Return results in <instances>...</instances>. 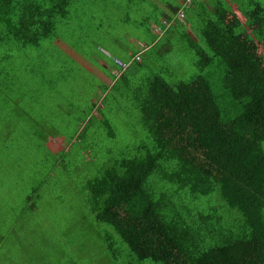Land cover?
<instances>
[{
    "label": "trees",
    "instance_id": "1",
    "mask_svg": "<svg viewBox=\"0 0 264 264\" xmlns=\"http://www.w3.org/2000/svg\"><path fill=\"white\" fill-rule=\"evenodd\" d=\"M186 1L156 25L161 37L186 25ZM248 3L237 11L220 1L212 12L203 6L192 19L204 46L184 34L201 71L216 62L223 67L221 104L202 75L174 84L153 75L131 96L151 144L86 184L85 205L95 222L121 241L102 240L116 264L119 243L127 247L128 264H264V6ZM69 5L0 0V42L40 44ZM228 111L234 117L224 120ZM156 174L165 183L161 190Z\"/></svg>",
    "mask_w": 264,
    "mask_h": 264
},
{
    "label": "rangeland",
    "instance_id": "2",
    "mask_svg": "<svg viewBox=\"0 0 264 264\" xmlns=\"http://www.w3.org/2000/svg\"><path fill=\"white\" fill-rule=\"evenodd\" d=\"M248 2L224 6L244 10ZM170 6L182 7L179 0H70L50 38L34 46L0 42V264H116L102 240L121 241L95 222L85 188L114 161L151 144L132 94L153 75L172 84L202 75L222 101L223 67L216 62L201 71L184 37L204 46L191 15L141 65L122 72L106 60L107 52L127 64L138 42L151 40V28L174 17ZM103 61L120 76L106 71ZM233 117L223 113L224 120ZM155 181L165 187L162 176ZM119 245L117 264H128L127 247Z\"/></svg>",
    "mask_w": 264,
    "mask_h": 264
},
{
    "label": "crops",
    "instance_id": "3",
    "mask_svg": "<svg viewBox=\"0 0 264 264\" xmlns=\"http://www.w3.org/2000/svg\"><path fill=\"white\" fill-rule=\"evenodd\" d=\"M179 1L181 3V6L183 7L185 0H179ZM219 1L221 2V4H223V5H229L231 8L237 7L236 5H237V2H238V0H216V2L211 5L208 0H193L192 3L187 8L188 15H191L192 18L195 17V16H197V13H199L201 11V8H203V6H205L207 10H209V11L212 12V6L215 5V4H217V3H219ZM175 5L178 6L179 4H175ZM177 8H179V7H177ZM171 9H173V11H174L176 8L175 7L174 8L171 7ZM180 12H181V10L178 13H180ZM164 19H162L161 21H163ZM161 21H159V22H161ZM155 27L156 26H154V27L151 28V36H152L151 40H149L148 42H145V43L138 42V44H137L138 49L132 51L127 56V58H129L128 65H130V63L132 64L133 63V59L136 58V57H138V56L140 57V59H142L143 57H145L146 53L150 49H152L154 47V45L157 44V42L160 41V39L162 38L161 37L162 36L161 35L162 32L159 29L155 28ZM104 56L107 57V58H109L110 61H112L113 63H114V61H113L114 59H117V60L124 59V58H119L118 59V57L117 58L111 57V55L109 56V54H107V52L104 53ZM102 64L106 68V71L109 70V71H111V74L113 76L119 77L118 73H115L116 70L114 68H112L111 66H109L105 61H103Z\"/></svg>",
    "mask_w": 264,
    "mask_h": 264
},
{
    "label": "built area",
    "instance_id": "4",
    "mask_svg": "<svg viewBox=\"0 0 264 264\" xmlns=\"http://www.w3.org/2000/svg\"><path fill=\"white\" fill-rule=\"evenodd\" d=\"M191 1H192V0H187V1H186V6H189V5L191 4ZM177 17H179V18H183V13H182V12L178 13ZM164 24L169 25L170 23H166V22H165ZM135 60H136V61H139V60H140V57H139V56L136 57ZM113 61H114V63H115L116 65H118L119 67H121L122 70H126V69L128 68V66H129L128 64H123V62H121V61H119V60H117V59H114Z\"/></svg>",
    "mask_w": 264,
    "mask_h": 264
}]
</instances>
